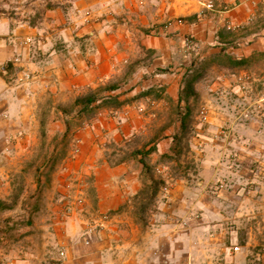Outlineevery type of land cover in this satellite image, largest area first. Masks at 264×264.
<instances>
[{
    "label": "rangeland",
    "instance_id": "rangeland-1",
    "mask_svg": "<svg viewBox=\"0 0 264 264\" xmlns=\"http://www.w3.org/2000/svg\"><path fill=\"white\" fill-rule=\"evenodd\" d=\"M214 1L221 5V11L232 8ZM33 13L40 15L38 11ZM215 57L211 61L195 56L193 63L198 65L188 73L185 86L197 85L204 95L220 97L225 88L220 76L230 75V70L214 67L212 62L221 66L231 65V61ZM250 66L257 76H264L263 55L258 53ZM19 74L15 73L16 79ZM263 87L260 84L255 94L262 93ZM243 88L247 90L245 85ZM190 89L188 93H192ZM91 92L104 98L103 87L79 97ZM187 92L182 90V95L188 96ZM152 94L158 97L160 93ZM241 97L237 93L233 101L229 96L225 100L236 106L235 110L232 108L235 117L236 111L248 107L246 96ZM141 98L145 97L131 94L125 100L116 98L117 101L101 106L94 114H81L77 99L59 103L47 93L42 102L35 104V116L23 117L20 110L21 114L13 111L9 120L6 118L10 130L0 142L14 143L11 149H3L4 160L0 161L4 172H0V201L4 203L0 207V264L24 258L34 264H60L69 246L76 256H82L95 236L90 232L91 226L95 225L94 229L100 232L102 227L97 221L125 214L140 228L150 226L153 221L158 237L156 264H264V147L262 153L254 152L250 161L235 159L241 149L237 151L235 145H229L231 152L226 153H223L226 149L208 148L205 160H201L200 149L193 145L202 138L201 131L209 136L208 141L235 138L229 127L218 130L211 128L209 120L203 121L202 107L208 108L209 115L211 107L199 92L197 96L191 95L188 102L174 105L172 114L147 117L140 131L130 130L129 119L140 117L129 110H123V115L121 111L112 114L113 117L104 114L105 110L127 104L145 103ZM21 116L29 120L27 124H37L38 130L24 131ZM110 118L115 119L112 122ZM252 135L256 141H263L264 133L254 130L243 133L245 138ZM160 142L172 144L167 153L157 151ZM154 147L155 153H150ZM135 159L146 162L142 191L131 194L123 206L106 210L97 190L102 179L99 181L95 173L99 172L104 185L117 193L121 185L115 173L120 172L122 162ZM17 160L19 164L14 166ZM7 163L15 167L9 173L12 180L9 193L5 190L8 182L5 177L7 165L11 164ZM200 201L207 206H199ZM113 230L108 229L113 245L112 252L107 253L108 262L121 264L118 260L121 255L113 252L120 250L116 239L122 233ZM63 231L67 239L62 238ZM236 246L239 251L234 250ZM62 250L66 256H60ZM58 256L61 260H56Z\"/></svg>",
    "mask_w": 264,
    "mask_h": 264
},
{
    "label": "crops",
    "instance_id": "crops-1",
    "mask_svg": "<svg viewBox=\"0 0 264 264\" xmlns=\"http://www.w3.org/2000/svg\"><path fill=\"white\" fill-rule=\"evenodd\" d=\"M204 1L0 0V140L10 130L8 120L13 111L21 114L22 110L23 117L35 116V104L42 102L47 93L62 103L101 87L105 89L104 98L125 100L131 94L145 97L141 98L145 103L104 111L110 117L120 111L123 115V110L137 114L140 119H129L128 123L130 130L140 131L146 125L147 117L152 119L172 114L174 105L185 102H180V97L186 76L198 65L193 63L195 56L211 60L227 54L234 60L248 59L249 62L244 66H220L212 62L214 67L230 70H227L230 75L220 76L225 87L221 96L204 95L197 85L195 90L211 107V128L220 130L227 126L235 139L226 137L222 141H208L209 136L201 131L202 138L193 145L200 149L201 160H205L208 148L226 149L223 152L226 153L231 152L229 145H235L237 151L241 148L236 153V160H252V154L262 153L264 147V137L260 142L253 139V135L251 138L243 136L244 132L251 130L264 133V108H260L261 105L264 107V91L257 95L254 92L260 84L264 86V76L260 78L250 68L254 57L264 52V0H218L232 8L216 12L206 10ZM37 11L40 15L33 16ZM180 18L184 19L183 22L178 21ZM227 21L236 28L228 29ZM187 37L194 38L199 45L198 53L185 47ZM28 38L31 43H25ZM16 58L19 61L16 62ZM24 69L33 73L34 79L20 84L15 73ZM217 87L215 83L214 88ZM157 92L160 93L158 97L152 94ZM236 92L248 100V107L236 111L237 117L233 116L236 106L226 102L228 96L233 101ZM259 101L262 102L256 105ZM114 119L109 120L113 122ZM28 121L22 119L23 130L37 131V124H27ZM5 142H0V161L4 160L3 149H11L14 143ZM171 147L169 142H160L157 151L165 154ZM137 162L135 159L121 163L120 172L115 173L121 185V191L117 193L104 185L99 172L95 173L99 181L102 179L97 190L106 210L123 206L131 194L142 191L146 162ZM7 164H11L7 165L5 177L8 180L5 190L9 193L12 181L9 173L14 172L19 161H14V166ZM0 172H3L1 166ZM199 206L205 207L207 203L200 201ZM165 209L167 218L169 213ZM166 221L164 226L167 227ZM97 222L102 230L97 232L96 226H91L90 232L95 236L90 240L87 252L76 256L69 246L67 256L60 264H79L83 260L85 264H109L107 253L112 252L113 245L108 229L122 233L116 239L120 250L113 252L121 255L118 259L121 264H156L158 237L153 221L150 226L140 228L125 214L124 217ZM62 234V238H68L65 231ZM56 260L61 259L58 256ZM13 261L15 264H34L25 258Z\"/></svg>",
    "mask_w": 264,
    "mask_h": 264
},
{
    "label": "trees",
    "instance_id": "trees-1",
    "mask_svg": "<svg viewBox=\"0 0 264 264\" xmlns=\"http://www.w3.org/2000/svg\"><path fill=\"white\" fill-rule=\"evenodd\" d=\"M260 54L264 56V52H262ZM225 57H227L231 61V65L244 66V65L248 64V62H249L248 59L234 60L227 54L225 55ZM188 88H191L190 90H191L192 93H188L187 92ZM183 91H186L188 93L187 94L188 96L185 97V96L182 95L180 97V102L183 101V100L188 102L191 95L192 96H197V92H196L195 88H193L192 84H189V85L185 86ZM113 100L117 101L116 98L97 97L95 92H91V93L86 94V95H84L82 97H79L76 100V105L79 106L81 114H84V113H92V114H94V113H96L98 111V109L101 106H104L105 104L111 103V102H113ZM101 102H104V103L101 104ZM98 104H101V105H98ZM154 150H155V147L150 149L149 152L151 153ZM3 206H4V203L2 201H0V207H3Z\"/></svg>",
    "mask_w": 264,
    "mask_h": 264
},
{
    "label": "built area",
    "instance_id": "built-area-1",
    "mask_svg": "<svg viewBox=\"0 0 264 264\" xmlns=\"http://www.w3.org/2000/svg\"><path fill=\"white\" fill-rule=\"evenodd\" d=\"M220 4L216 3L214 0H205L204 1V7L206 10L208 11H212V12H216V11H221L220 10ZM184 19L180 18L178 21L179 22H183ZM227 28L232 30L236 27H234L232 25L231 22L227 21ZM31 42V39L28 38L26 40L25 43H30ZM185 47L190 50V51H196V53H198L199 51V45L196 43V41L194 40V38L192 37H187L185 40ZM15 61H19V58H16ZM34 79V75L33 73H31L30 71L28 70H23L19 75H17V82L20 83V84H25V83H28L30 82L31 80ZM201 115L203 117V121H207L209 120V110L206 106H203L202 109H201ZM234 250L235 251H239L240 250V247L239 246H236L234 247ZM60 256H66V252L64 250H62L60 252ZM9 264H15L14 261H10Z\"/></svg>",
    "mask_w": 264,
    "mask_h": 264
}]
</instances>
